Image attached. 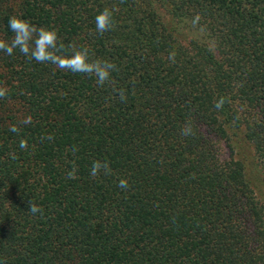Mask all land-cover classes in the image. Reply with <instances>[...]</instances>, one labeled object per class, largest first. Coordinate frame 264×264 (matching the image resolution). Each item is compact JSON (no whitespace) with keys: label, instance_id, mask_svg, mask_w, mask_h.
I'll return each instance as SVG.
<instances>
[{"label":"trees","instance_id":"1","mask_svg":"<svg viewBox=\"0 0 264 264\" xmlns=\"http://www.w3.org/2000/svg\"><path fill=\"white\" fill-rule=\"evenodd\" d=\"M14 15L116 70L0 51V264H264V0H0V40Z\"/></svg>","mask_w":264,"mask_h":264},{"label":"clouds","instance_id":"2","mask_svg":"<svg viewBox=\"0 0 264 264\" xmlns=\"http://www.w3.org/2000/svg\"><path fill=\"white\" fill-rule=\"evenodd\" d=\"M115 8L105 7L95 18L96 31L103 34L106 31L114 28V14ZM9 29L14 33L11 41L0 40V51H4L11 56L14 50L19 51L29 56L30 59H35L38 63L50 62L60 69H66L73 73H85L88 75H95L97 77V84L103 86L109 81L110 74L116 70V65L108 60L90 59L89 49L87 47L76 48L74 45L66 46L63 43L58 44V33L52 28H37L29 20L22 19L20 16H12L9 18ZM68 49L71 51L69 52ZM121 99H125L124 90H120ZM5 92L0 90V97H3ZM223 100L219 101L215 107L220 108ZM15 132V127L10 129ZM21 147H26L22 141ZM105 170V174L110 173V167L107 162L103 164L99 161L93 162L91 175L93 177L99 174L100 169ZM69 178H72L69 174ZM118 187L126 189L129 187L127 180L121 179ZM29 211L33 214L41 211V209L29 202Z\"/></svg>","mask_w":264,"mask_h":264},{"label":"rangeland","instance_id":"3","mask_svg":"<svg viewBox=\"0 0 264 264\" xmlns=\"http://www.w3.org/2000/svg\"><path fill=\"white\" fill-rule=\"evenodd\" d=\"M239 148H240V146H239ZM219 149H220V153H221L222 157H225V156L227 157L228 155H230V150L224 144H220ZM244 153L251 158V154L249 151L246 152V149H245Z\"/></svg>","mask_w":264,"mask_h":264}]
</instances>
